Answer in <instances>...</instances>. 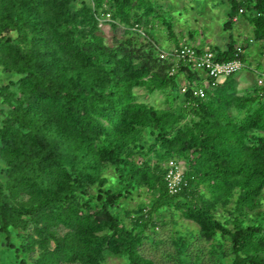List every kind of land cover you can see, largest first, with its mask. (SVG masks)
<instances>
[{"label":"trees","instance_id":"16d2710c","mask_svg":"<svg viewBox=\"0 0 264 264\" xmlns=\"http://www.w3.org/2000/svg\"><path fill=\"white\" fill-rule=\"evenodd\" d=\"M227 1L226 26L245 15L264 40V0ZM155 6L0 0V65L20 74L0 85V234L27 255L16 253L21 264H103L107 252L160 264L140 248L145 238L170 240L175 264H264V216H254L264 204V86L238 94L232 75L206 85L184 58L159 59L146 31ZM107 14L126 37L114 45L100 33ZM144 34L145 45L136 41ZM252 41L206 49L231 60L241 47L245 60ZM136 87L181 94L183 108L137 101ZM180 159L188 184L173 192L168 165ZM135 192L150 200L127 210ZM167 213L174 227L156 239L150 230Z\"/></svg>","mask_w":264,"mask_h":264},{"label":"rangeland","instance_id":"374dc122","mask_svg":"<svg viewBox=\"0 0 264 264\" xmlns=\"http://www.w3.org/2000/svg\"><path fill=\"white\" fill-rule=\"evenodd\" d=\"M150 1L156 5V11H160V15L158 17L154 15L149 17L154 22L155 28H152L150 26L147 27V35L152 37L151 39L156 40L162 48H170V42L172 41L173 44H176L175 39H185L187 43L193 46L207 48L209 44L221 45L223 42L226 41L228 43L231 40H234L236 43L246 44L245 38H253V41L249 43L247 48H245V55L247 54V58L253 66L260 63V66L263 67L264 70L262 42L261 40H257V38L255 37L256 34L254 32V26H252V23L247 19V17L241 14L235 19L236 21H232V25L230 27L226 26V22L229 20L228 11L230 9V4L227 0ZM162 21H171L173 23L175 32L174 36L169 34V30L166 26H164V23ZM100 33L105 36L106 42L111 45H114L115 41L119 38L123 40L126 38L117 30H115L110 23L102 24ZM190 33L193 36L190 37ZM147 35L144 34L143 37H136V41L139 43L142 42L143 45L148 44V41H150L151 39ZM242 71L243 70H241L240 72L243 73ZM235 75L236 73H234L232 77H234ZM245 76L248 78V83L246 84L247 86L245 85L241 88L238 87V94H247L249 91H253L254 88L259 85L258 81L260 80V77H262L259 73L250 69L246 70ZM19 77L20 74L16 72H7L0 65V85L8 83L10 80H17ZM179 81L183 88H185L188 84L187 77L185 75H180ZM135 93L137 101L140 102H146L161 108H173L176 110L183 108V96L170 90L168 92L162 90H155L153 92H150L144 87H136ZM180 160L184 164L186 170L187 164L184 160ZM3 165L4 163L0 158V167L3 168ZM107 175L109 177L113 176L114 172L112 170H109L107 172ZM111 181L113 180L110 179V182ZM148 200H150L149 195H146L142 192H135L131 202H129V204L125 203L124 207L127 210L131 209L130 211H133L137 208L138 204L141 201ZM119 210L122 211L123 218L126 221L130 222V218L132 217V215H126L127 213L123 208L121 209L119 207ZM259 211L264 212V204L259 210L254 212V216H264ZM168 214L169 213L164 215V218L160 217V219L163 218V220H165L167 224L154 228V231L150 230L151 234L156 239L168 237L174 227L169 220L171 219V217ZM178 219H180V221L183 220L182 222L185 221L191 223L189 219L187 220L183 218L182 215H180ZM12 241L16 245L19 244L16 237L13 238ZM6 242V235L0 234V264H21L20 259L16 258V253H19L17 255L20 256L27 255L24 254L21 250L20 252H18V250L16 252L15 248L7 245L5 246L4 244ZM140 248L146 256L154 257L160 264H175L173 258H170L168 256V252L172 253L175 251V247L170 240H166L164 243L155 244V242L145 238ZM124 256V254L116 255L107 252L105 254V260L103 264H127V259ZM206 263V261L203 262V264Z\"/></svg>","mask_w":264,"mask_h":264},{"label":"built area","instance_id":"2783aa9c","mask_svg":"<svg viewBox=\"0 0 264 264\" xmlns=\"http://www.w3.org/2000/svg\"><path fill=\"white\" fill-rule=\"evenodd\" d=\"M242 11V9H241ZM110 20V14H107L106 19L100 20V25L104 24L106 21ZM160 49V57L163 59L167 56H178L184 58L187 62L192 64V67L204 71L210 79L213 86L218 85L219 82L230 76L234 73L245 69L248 66L245 60H242L240 53L242 51L241 47H238V53L236 57L231 60H217L216 54L208 49H203L202 51L198 50L195 46L186 43L185 41L180 43L179 47H173L171 49ZM260 80L258 83L264 86V75L261 74ZM209 84L206 83V85ZM195 93L204 96L205 89L203 87H198L195 89ZM169 170L167 173L168 185L171 191L176 192L180 190L184 185H187L188 182L185 178V169L181 162L171 160L169 162Z\"/></svg>","mask_w":264,"mask_h":264},{"label":"crops","instance_id":"0c3cea01","mask_svg":"<svg viewBox=\"0 0 264 264\" xmlns=\"http://www.w3.org/2000/svg\"><path fill=\"white\" fill-rule=\"evenodd\" d=\"M236 21V20H235ZM107 23H109V22H107ZM253 26V25H252ZM185 39H183V40H176L175 39V43H176V41H178V43H179V41L180 42H182V41H184ZM261 42H262V51H263V55H264V40H261ZM170 44H171V47L170 48H172V47H174V46H176V44H173V41L172 42H170ZM211 44H209V46H210ZM226 45H227V42L225 41V42H223L221 45H213V46H219V48H221V49H225L226 48ZM203 48H206V47H203ZM245 61L247 62V64H248V68H246V70L247 69H250V70H254L255 72H257V73H259V74H264V70H263V67H261L260 66V63L258 64V65H255V66H253L252 65V63L248 60V58H247V54L245 55ZM246 70H244L243 69V73H241V72H238V73H236V75L234 76V77H232V78H229V79H233L234 81H235V83H236V85H237V88L239 87V88H241V87H244L247 83H248V78L245 76V72H246ZM200 72V75H201V78H202V80L204 81V83H208L209 82V78H208V76L204 73V72H202V71H199ZM222 81H224L225 82V79H222ZM223 83V82H222ZM221 83V84H222ZM247 86V85H246Z\"/></svg>","mask_w":264,"mask_h":264},{"label":"clouds","instance_id":"9594fccd","mask_svg":"<svg viewBox=\"0 0 264 264\" xmlns=\"http://www.w3.org/2000/svg\"><path fill=\"white\" fill-rule=\"evenodd\" d=\"M182 42H183V41H182ZM180 43H181V42H180ZM245 62H246V61H245ZM247 68H248V67H247ZM245 69H246V68H245ZM242 70H243V69H242ZM239 72H240V71H239ZM237 73H238V72H237ZM232 75H233V74H232ZM260 75H261V74H260ZM230 76H231V75H230ZM228 77H229V76H227V77L224 78V79L226 80ZM208 78H209V77H208ZM209 80H210V79H209ZM222 82H224V81L221 80V81L219 82V84L222 83ZM205 84H206V83H205ZM181 163H182V162H181ZM182 164H183V163H182ZM183 167H184V169H185L184 164H183ZM185 171H186V170H185Z\"/></svg>","mask_w":264,"mask_h":264}]
</instances>
